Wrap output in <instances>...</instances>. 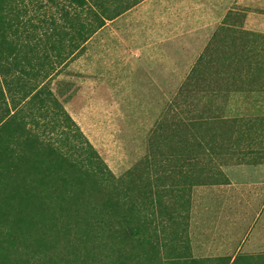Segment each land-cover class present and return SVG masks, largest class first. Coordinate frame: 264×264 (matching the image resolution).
I'll list each match as a JSON object with an SVG mask.
<instances>
[{
    "label": "rangeland",
    "instance_id": "1",
    "mask_svg": "<svg viewBox=\"0 0 264 264\" xmlns=\"http://www.w3.org/2000/svg\"><path fill=\"white\" fill-rule=\"evenodd\" d=\"M106 1L127 9L83 44L76 41L61 62L51 56L44 64L49 38L63 39L47 18L65 24L72 38L78 7L72 0H8L18 67L38 70L40 83L42 68L52 67L48 87L103 162L101 172L88 166L95 173L82 184L81 172L65 160L41 166L49 207L44 222L34 210L23 232L28 248L52 244L53 255L67 251L75 264L81 257L82 264H143L147 252L125 256L132 242H118L96 189L103 178L114 190L139 159L137 192L119 200L155 245L150 264H264V183H249L264 181V149L234 148L238 118L226 114L230 92L264 88L252 81L264 74V0ZM221 116L231 120L221 125ZM62 127L38 126L35 150L49 156L42 142L50 140L85 162V143L71 137L72 146L63 143L54 133ZM16 141H9L15 151ZM84 246L92 253L83 255Z\"/></svg>",
    "mask_w": 264,
    "mask_h": 264
},
{
    "label": "trees",
    "instance_id": "2",
    "mask_svg": "<svg viewBox=\"0 0 264 264\" xmlns=\"http://www.w3.org/2000/svg\"><path fill=\"white\" fill-rule=\"evenodd\" d=\"M72 1L79 9L74 37H65L69 35L66 25L58 23L54 16H49L47 18L48 23L56 24L57 27L55 28H59L58 32L63 33V39L60 40L61 35L58 33H56L58 34L56 37L49 38L44 54V64L48 63L46 59L51 56L56 61L61 62L65 57V50H69L71 47L72 51L73 47L78 45L76 41L83 44L89 33L102 27L106 20L113 19L127 9L121 7L119 3L111 8V4L109 6L106 0ZM117 1L120 2V0ZM7 4L8 0H0V109L1 107L5 108L4 112L0 114V264H33L29 258L42 264L41 260L49 256L56 257L57 264H75V258L72 259L67 251L64 254H59L60 251H56L53 255L52 244L44 243V246L39 250L29 249L26 235H23V232L25 233L29 227L28 223L34 214V210H41L40 219H44L42 222L46 219L45 211L49 205L48 201L44 203V199L49 198L50 192H47L46 181H43V177L40 175L41 166L44 165L46 169L47 164H55L53 158L56 162L65 160L73 170L81 172L77 177L82 184L85 180L84 177L95 173L86 170L89 169L88 166L91 165V168L94 167L98 172H101L103 162L94 147L85 140L83 133L70 115L65 112L63 107H59L57 97L48 87V80H50L53 72H51L52 67L42 68L43 83L37 79L38 70L23 65L18 67L20 61L17 58L20 57V52L16 47L15 40L10 37V34L13 36L16 34L18 37V32L6 19ZM48 35H51V32ZM39 120H41L40 123ZM230 120L229 117L224 116L218 118L221 125L228 124ZM38 126L46 128V131L54 130L57 126H63L57 128L54 133L66 144H72L70 137L85 143L86 161L81 160L82 164L72 158L69 159L68 155L60 152L61 148L54 144L56 142L52 143L50 140L45 141V143L41 141L47 146L49 156L35 150L38 141L36 140ZM66 127L68 130L65 129ZM10 139L17 140L16 142L19 143L20 147L17 151L9 146ZM39 146L42 145L39 144ZM31 154L33 155L29 160ZM139 162L140 160L137 159L132 168L127 169L118 177L119 185L114 184V190L105 189L102 177V181H98L101 190L97 184L98 188H95L99 193L103 192L100 197L103 200L104 208L110 211V218L114 221L119 220L118 226L115 225L114 221L112 223L115 226L114 231L119 233L118 242L121 244H126L127 241L132 242L131 247L127 250L128 254L125 256L130 258L133 255L148 254L143 264H150L154 260L152 257L156 252L155 245H151L152 242L147 237L140 235L142 223L139 222L136 215L130 212L133 210L132 207L128 209V213L125 212L119 200L121 194L132 199V193L137 192L136 189L142 175V171L137 168ZM56 165L62 170L59 163ZM88 171L90 173H87ZM82 174L87 175L82 176ZM56 176L59 177V175ZM52 184H54L53 181ZM54 190L55 188H53ZM125 224L128 226L126 227ZM121 226L124 228L122 229ZM35 230L37 231V229ZM147 244L150 245L148 248L146 247ZM84 250L83 255L87 256L92 253L87 246H84ZM23 252L27 254L20 257ZM122 253H124L123 250L119 252V254ZM79 260L81 264L84 261L82 257ZM108 262L110 263V260ZM120 263L123 264V262ZM111 264H115L113 260Z\"/></svg>",
    "mask_w": 264,
    "mask_h": 264
},
{
    "label": "crops",
    "instance_id": "3",
    "mask_svg": "<svg viewBox=\"0 0 264 264\" xmlns=\"http://www.w3.org/2000/svg\"><path fill=\"white\" fill-rule=\"evenodd\" d=\"M252 81L264 84V74L262 77H254ZM226 114L238 118L232 138L234 148L264 149V88L230 92ZM249 183H264V181H249Z\"/></svg>",
    "mask_w": 264,
    "mask_h": 264
}]
</instances>
